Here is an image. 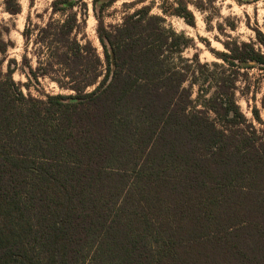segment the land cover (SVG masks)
<instances>
[{"label": "trees", "instance_id": "trees-1", "mask_svg": "<svg viewBox=\"0 0 264 264\" xmlns=\"http://www.w3.org/2000/svg\"><path fill=\"white\" fill-rule=\"evenodd\" d=\"M116 1L91 0L100 54L73 10L83 0H51L46 22L25 24L19 73L66 94H24L13 61L3 72L0 28V264H264V123L235 99L242 71L264 74V23L221 43L208 75L163 17L193 26L186 1L159 16L138 0L105 26Z\"/></svg>", "mask_w": 264, "mask_h": 264}, {"label": "rangeland", "instance_id": "rangeland-1", "mask_svg": "<svg viewBox=\"0 0 264 264\" xmlns=\"http://www.w3.org/2000/svg\"><path fill=\"white\" fill-rule=\"evenodd\" d=\"M20 6V12L10 15L3 10L0 5V28L7 29L3 39L11 43V47L6 53V59L3 64V72L6 71L8 61L11 68L16 67L12 74V79L18 85L24 94H30L34 98L43 99L44 95L66 94L60 91L57 86L48 79H38V82L31 80L27 82L25 76L20 74L19 63L23 54V40L21 32L27 22L30 28L41 25L46 22L50 15L51 0H17ZM173 1V0H169ZM188 3V10L194 17V25H187L182 19L175 16H164L165 23L176 33L183 34L191 40V46L187 48L183 57L190 59L194 54L197 55L200 64H207L204 69L206 73H218V69L211 66L213 63L222 65V61L214 56L213 53H222L224 49L221 43L228 40L238 42L254 41L253 29L262 27L264 23V1L249 5H237L233 0H184ZM2 2V0H0ZM150 1L138 3V0H117L111 7L101 9L99 12L105 26H114L121 22L126 14L148 5ZM154 7L151 14L161 16L159 6L163 0H153ZM85 7L74 8L75 12L86 15V35L88 40L97 48L100 54L101 49L95 35L96 20L94 18L95 10L91 0H83ZM195 5V6H194ZM99 4L96 7L98 11ZM202 7L203 12L199 11ZM234 24L235 29H229V25ZM221 30H217L218 26ZM204 41L207 42L205 46ZM245 76L244 80L237 83L235 99L240 111L248 121H252L250 110L254 107L258 109L261 121L264 123V111L261 109V101L264 99V74L256 69L242 71ZM212 74V75H213ZM27 84V88L22 86ZM204 84L206 97L209 98L213 93L212 84ZM199 85L193 87L192 99L196 98ZM257 129H264V126L253 121Z\"/></svg>", "mask_w": 264, "mask_h": 264}]
</instances>
